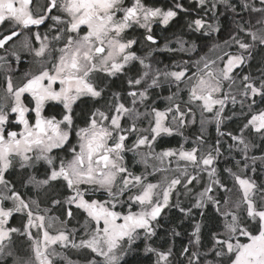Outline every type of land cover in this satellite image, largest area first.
Instances as JSON below:
<instances>
[{
	"label": "snow or ice",
	"instance_id": "1",
	"mask_svg": "<svg viewBox=\"0 0 264 264\" xmlns=\"http://www.w3.org/2000/svg\"><path fill=\"white\" fill-rule=\"evenodd\" d=\"M259 3L241 0L245 11L258 15L254 24L238 23L224 41L236 52L215 44L214 57L161 69L157 52L197 49L180 38L178 47H159L153 34L154 25L167 30L189 12L181 0L170 7L148 0H0V264H126L140 240L154 264H173L171 246L160 250L150 243L161 214L176 207L189 216L198 209L203 218L209 206L218 230L202 251V225L195 224L192 248L180 253L187 264H264V184L249 175L258 166L264 171V154L249 155L258 147L249 136L264 141V108L255 107L257 97L264 103V71L258 78L243 73L253 49L264 46V0ZM218 4L237 12L232 0H197L213 17ZM187 28L203 35L220 30L204 17ZM22 57L36 70L15 81L12 59ZM116 81L126 87L113 91ZM157 89L169 92L163 108ZM237 104L246 118L239 134L221 131L231 118L226 109ZM194 125L199 134L189 140L185 130ZM212 125L214 144L206 138ZM174 136L182 138L177 147L157 150ZM224 136L235 142L229 153L240 154L222 170L231 186L218 166ZM17 169L21 187L34 196L10 178ZM198 184L190 207L171 203L173 193L192 194ZM17 216L19 226L12 223ZM69 246L81 260L63 251Z\"/></svg>",
	"mask_w": 264,
	"mask_h": 264
},
{
	"label": "trees",
	"instance_id": "2",
	"mask_svg": "<svg viewBox=\"0 0 264 264\" xmlns=\"http://www.w3.org/2000/svg\"><path fill=\"white\" fill-rule=\"evenodd\" d=\"M182 3L186 8L190 10V13H182L179 18L174 23H172L170 28H167V39L171 40L172 42L174 41L173 47H177V38L186 37L185 40H187L189 44L194 42L197 45V49L196 52L192 55H186L184 53L178 54L177 52H157L156 59L159 61V63L156 66L160 67L161 69H163L165 66H167L169 69H173L175 62H180L189 59L190 57L194 60L200 55H203L205 52H207L209 45L217 43L223 44L224 41L229 40L230 36L238 31L237 24L242 21L252 19L253 24L255 23L253 13H251L250 11H245L240 6L241 0H232V3L237 6L236 13H233L223 4L218 5V8L215 10L217 18L221 23L219 32L213 33L211 35H203L201 32L188 31L187 24H185L184 21L180 23L182 19H184L188 15H190L191 20L204 16L210 18L211 12L205 13L194 2L191 3L189 1H183ZM249 3H253L255 5V1L251 2L249 0ZM164 4H168V6H170L172 4V0H165ZM257 5L258 7H261L260 3H257ZM262 71H264V46H257L255 49H253V58L249 60L244 66L243 73H253L260 77ZM124 87H126V85L122 84L121 81H116L112 85V90L118 91ZM156 91L159 93L158 106L163 108L165 106V101L163 100V98L168 95L169 92L163 89H157ZM257 98L260 100L259 97ZM256 107L264 108V103H261V101H259ZM237 109L238 108H236L235 106H232V110L236 111ZM244 120L245 119L243 117L239 116L231 121L230 125L232 128H234V132L240 129V126L243 124ZM209 131L210 135H208L206 138L208 139L210 144H214V139L217 138L215 126L212 125ZM163 139L164 142L158 144L157 150H159L160 148L177 147L179 142H181L182 140V138L179 136L165 137ZM220 139L221 151L223 152V154L229 155L228 143L229 141H231V139L228 136L221 137ZM249 139H251L256 145H258V147L251 151L250 155L259 156L261 154H264V141H261L257 135H255L253 138L249 136ZM189 146L191 145H186V147ZM129 161L131 164L132 157L130 154ZM218 166L221 169L222 179H224L225 182L228 183L229 186H231V180L230 178H228V174L226 172H223L222 170L224 168L233 167V159L221 156ZM135 170L137 172L140 171L139 166H137ZM251 176L258 185L264 184V171H262L259 166L257 167L256 173L252 174ZM190 204H192L191 199L187 200L183 198L182 205L188 207ZM199 211L200 210L198 209H194L190 218L189 216H185V214L179 213L177 209H173L172 207L168 211V213L164 215L165 218H162L157 225V235L153 237L150 243L153 247H156L160 250H167V248L171 246L174 253L173 257H171L173 264H187L186 259L184 257H181L180 253L186 246L190 249L192 248L189 241L192 238L191 233L194 231V226L198 222L202 225L201 237L204 247L201 250L205 251L211 246L210 234L211 232L218 230L215 211L211 206H209V208L205 210V215L203 218L199 215ZM173 230L179 232L180 235H173ZM133 249L134 250L130 252L126 257V264H154L155 256H153L152 254L145 255L143 251L144 241H139L138 243L136 242Z\"/></svg>",
	"mask_w": 264,
	"mask_h": 264
},
{
	"label": "rangeland",
	"instance_id": "3",
	"mask_svg": "<svg viewBox=\"0 0 264 264\" xmlns=\"http://www.w3.org/2000/svg\"><path fill=\"white\" fill-rule=\"evenodd\" d=\"M191 1H195V2H197V0H191ZM251 2H253V1H255V7H258V5H257V3H259V0H250ZM258 14H256V13H253V16H254V18L257 16ZM209 21H211V20H209ZM214 22V21H213ZM174 42V41H173ZM218 44V43H217ZM213 45H215V44H212V45H209L208 46V49H207V52H205L203 55H200V56H205V55H207V56H210V57H214V55H215V53L213 52V51H211V49H212V47H213ZM222 48H225V45H224V43L223 44H219ZM164 45H161L160 47H163ZM171 46H172V44H171ZM173 47V46H172ZM178 47V46H177ZM225 50H228V51H232V52H236L237 51V47L235 46V45H233L230 49L229 48H225ZM177 53L178 54H180V53H182V52H179V51H177ZM184 54H186V55H192L193 53H184ZM199 56V57H200ZM198 57V58H199ZM198 58H196V59H198ZM187 60V59H186ZM195 60V59H194ZM181 62V61H180ZM180 62H175V64H178V63H180ZM174 64V65H175ZM251 76H253L254 78H258L259 76L258 75H256V74H253V73H251ZM237 84H239V80L237 79ZM234 91H235V89H234ZM167 96V95H166ZM163 100H164V98H163ZM256 100H257V104H258V98H256ZM166 103V102H165ZM256 104V105H257ZM230 106H231V108H230ZM236 106H239V104H237ZM256 107V106H255ZM257 108V107H256ZM245 111H246V109H245ZM225 114H226V116H228V117H231L230 119H226L225 120V122H224V124L222 125V127H221V131H223V132H232L233 134H236V135H238L239 134V130H237L236 132H234L233 130H234V128H232L231 127V121L233 120V119H235V118H237V117H239V116H241V117H243L245 120H246V118L243 116V115H241V109H240V106H239V108L235 111V110H232V105H229V107L226 109V111H225ZM245 120L243 121V123L245 122ZM243 126V124L240 126V128ZM210 128H211V126H209V128H208V132H207V134H206V137L208 136V135H210ZM199 134V127H198V125H194V126H192V127H190V128H188V129H186L185 130V135L186 136H188L189 137V140H191V139H193L196 135H198ZM246 135H247V133H246ZM255 136V134H253V135H251L250 137H254ZM216 139L217 138H215L214 139V141H216ZM235 142L234 141H229V143H228V146H229V144H234ZM251 153V152H250ZM250 153H249V155H250ZM229 155H225V154H223L222 156H224L225 158H232L233 159V157H235V159H240V154L238 153V152H236V151H233V152H231V153H228ZM131 155V154H130ZM233 161H234V159H233ZM235 162V161H234ZM140 168V167H139ZM140 170H141V168H140ZM139 172V171H138ZM253 173H249V175H252ZM204 182H206V177H205V181ZM190 188L191 187H193V186H189ZM201 188H202V184H198V185H195V187L193 188V193L192 194H185L184 193V190L183 189H180V191H179V194H177V193H173V197H172V201H171V203L174 205L177 201H179V203L181 204V206L182 207H184V208H188V207H190L192 204H190L188 207H185L184 205H182L183 204V198L184 199H191V201H192V203H193V198H194V196H193V194L195 193V192H197V191H199V190H201ZM186 197V198H185ZM172 208V207H171ZM171 208H168V209H165L164 210V212L161 214V217L159 218V221L163 218H165L164 217V215L166 214V213H168V211L171 209ZM173 209H177L178 210V212L179 213H181L180 211H179V209L178 208H176V207H173ZM193 211H194V209H193ZM192 211V212H193ZM181 214H184V213H181ZM191 215H192V213L189 215V217L191 218ZM159 221H158V223H159ZM76 225V220H72V221H70V226H75ZM141 241H143V240H140V242ZM139 241H137V243H138ZM23 245V241H19L18 242V244H17V249L20 251V252H23L24 251V246H22ZM134 247V246H133ZM64 252H66V254L72 259V260H74V261H76V260H81V253H79V252H77L76 250H74V249H72L70 246H69V248L68 249H64L63 250Z\"/></svg>",
	"mask_w": 264,
	"mask_h": 264
},
{
	"label": "flooded vegetation",
	"instance_id": "4",
	"mask_svg": "<svg viewBox=\"0 0 264 264\" xmlns=\"http://www.w3.org/2000/svg\"><path fill=\"white\" fill-rule=\"evenodd\" d=\"M164 1L165 0H148V3L149 4H151V5H156V6H162V7H170V6H168V4H164ZM183 1H189V2H194V3H196L197 4V2H195V1H191V0H181V2H183ZM39 3H41V4H43L44 3V0H39ZM218 5H220V4H218ZM222 5V4H221ZM188 13H190V10H189V12ZM182 13H180V15H181ZM179 15V16H180ZM179 16L177 17V19L179 18ZM204 18L205 19H207V20H211V21H209V22H212V23H214V24H218L219 25V28L221 27V23H220V20L217 18V15H215L214 17L212 16V13H211V17L210 18H208V17H206V16H204ZM176 19V20H177ZM191 20V17H190V15H188V16H186L184 19H182L181 21H180V23L182 22V21H184L185 22V24H188V22ZM214 21V22H213ZM175 22V21H174ZM173 22V23H174ZM172 25V24H171ZM170 25V26H171ZM170 26L168 27V28H170ZM188 31H190L189 29H188ZM156 37H157V39L159 40V47L161 46V45H164L165 43H168V42H171V44H172V46H173V42L171 41V40H168L167 39V35H166V30L162 27V26H160V25H154V33H153ZM133 35H135L136 37H137V39H139V40H141V44L140 45H138L137 47L138 48H143L144 47V45H143V41H142V30H137V31H135L134 33H133ZM180 38H182L183 40H185V38L186 37H180ZM191 41V40H190ZM0 54H3V50H0ZM12 68H13V72H12V74H13V78H14V80L15 81H19V80H21L22 78H23V74L26 72V71H35L36 70V65L32 62V60H31V58L30 57H22V59H21V61L20 62H16L15 61V59L13 58L12 59ZM2 83H3V73H0V85H2ZM260 100L258 99V102H259ZM236 108H239V106H235ZM16 173L17 174H15V175H13L12 177H10L14 182H15V184H16V187H17V189L18 190H20V191H22V192H25V193H27L28 195H35V193L34 192H32V191H30L29 189H27V188H22L21 187V184H20V180H21V176H20V174H19V170L17 169L16 170ZM41 199H44V197L42 196L41 197ZM53 212L55 213V214H57V215H62V213H60V212H57L55 209L53 210ZM20 217L19 216H17V217H15L14 219H13V221H12V223L14 224V225H16V226H19V224H20ZM20 241H23V238H20ZM5 264H10V260L9 261H7V262H5Z\"/></svg>",
	"mask_w": 264,
	"mask_h": 264
}]
</instances>
